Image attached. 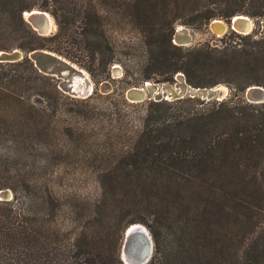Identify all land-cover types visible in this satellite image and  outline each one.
I'll return each mask as SVG.
<instances>
[{
    "label": "trees",
    "instance_id": "1",
    "mask_svg": "<svg viewBox=\"0 0 264 264\" xmlns=\"http://www.w3.org/2000/svg\"><path fill=\"white\" fill-rule=\"evenodd\" d=\"M32 9L49 12L56 31L38 33L23 17ZM238 14L262 19L264 0H0V51L24 53L0 61V190L13 193L0 199V264H124L103 224L128 213L117 232L148 229L145 264H264V101L241 96L264 87V33L171 41L175 27ZM36 49L84 67L96 84L112 81L117 62L121 84L71 98L27 57ZM176 72L194 88L233 92L196 106L125 98L129 86L173 83ZM86 174L100 190L79 215L81 196L61 194L58 182ZM60 204L74 212L64 232Z\"/></svg>",
    "mask_w": 264,
    "mask_h": 264
},
{
    "label": "rangeland",
    "instance_id": "2",
    "mask_svg": "<svg viewBox=\"0 0 264 264\" xmlns=\"http://www.w3.org/2000/svg\"><path fill=\"white\" fill-rule=\"evenodd\" d=\"M47 14L50 15L49 12H47ZM247 17L250 19V22H251V25H250L251 28L248 29L247 33L251 34V36H252L251 38H258L261 34L264 33V17L262 19H253V18H251L249 16H247ZM216 20L221 21L223 24L229 23V21L225 22V21H223L221 19H216ZM52 22H53V25H51L50 27L48 26L46 32L44 33L45 35L51 34V33L56 31L57 26L55 24V21H54L53 17H52ZM210 24H211V20L207 23V25L205 27H203L201 29L192 28V27L186 26V25H180V26H182L183 28L186 29V32L189 35L188 42L186 44H184V45H181V46L189 47V46L195 45L198 42H203L204 40H208L209 42H213V43L217 44L218 43L217 42V38L223 36L224 34H228L229 31H234V30L230 29L228 26H225V28H224L225 31L223 30L222 32L217 34L214 31H212ZM175 28H174V30H175ZM234 32L235 33H240V32H237V31H234ZM240 34H246V33H240ZM229 36H231V35H228V37ZM232 38H234V37L232 36ZM171 39H172V37H171ZM234 39L236 40V38H234ZM15 49H17V48H15ZM12 50H9V51H12ZM2 51H5V50H2ZM9 51H7V52H9ZM58 55H60V54H58ZM61 56H63V55H61ZM63 57L65 59L69 60L70 62H72L73 64H75L77 67L83 69L86 72V74L89 75L91 80L94 82L92 76L90 75V73L84 67H82V66L78 65L77 63L71 61L70 59L66 58L65 56H63ZM180 73L181 72H176L173 75V78H172L173 79V83H165V82L164 83H155V82H152V81H147V82L153 84V86L156 87L155 92L148 93L146 91L144 98L141 101H136V102H142L144 100L156 101V100H160V99H162V100L163 99H165V100H173V99H177V98H183V99L189 98V100L185 101V105L196 106L200 102H202V103L208 102L209 103V102H211L213 100H216V98L218 100H221V99L224 100V99L228 98L230 96V94L233 92V88L231 87V85L226 84V83H217V84H215L213 86H210V87H196L198 89H206V90H208L210 88L214 89L215 93L213 95L209 94V92L202 93L200 91H194V90H190V89H189V91H186V92H184L182 94H178L179 96L176 95V94H171V93L167 92L164 89L165 86L170 88V89L171 88L173 89L174 87L176 88L180 84V80L179 79H180V77H182ZM110 74H111L112 81L111 80L110 81L109 80L100 81V82L107 81L110 84V87H111L110 91H102L100 89V86H99L100 82L98 84H96L94 82L95 89H94V91L91 94H93L96 91L99 92V93H102V94H107V93L111 92L114 87L119 86L121 84V82H119L118 80H120L122 78L121 76L123 74V69H122V67H121V65L119 63L114 62L111 65ZM57 81H58V84H57L58 88L65 95H67V96H69L71 98L84 99V98H81V97H74V96L70 95L68 92L64 91L62 86L59 87V80L57 79ZM184 82H185V80H184ZM144 84H146V83L142 82L138 86H134V87H143ZM164 84H165V86H164ZM187 85H189V84H187ZM189 86L192 87L191 85H189ZM129 87H132V86H129ZM259 87L264 89V87H262V86H259ZM192 88H194V87H192ZM126 90H125V92H126ZM125 92H124V95H125ZM164 92H166V93H164ZM243 92H242L241 96H242L243 100H245L244 97H243ZM87 97H85V98H87ZM98 101H102V100L101 99H97V100H94L93 103H97ZM65 103H69V100H67V101L65 100ZM128 110L131 112V111H134V108L133 107L132 108L129 107ZM58 183L61 185V191H60L61 194H62L63 190H68V191L74 190L77 194H79V196H81V198H82L81 201H80L81 202L80 203L81 206L79 204L80 210L79 211H74L73 210L74 212H76L79 215H80V212L86 211V209H82V207L86 206V204L91 202L96 197V195L99 193V190H100V186H99L97 180L94 177H92V176H90L88 174L61 179V180H59ZM1 191H3V193L0 194V198L1 199L9 200V199L13 198V193H12V191L9 188L1 189ZM60 205L61 206L56 210L57 216H56L55 220L57 221V224L61 228V231L64 232V230L69 225H72L73 221H72L71 218H72V216H74V214H73L74 212L72 213L69 209H67V206H64V204H60ZM126 216L116 217L112 221V223L109 222V224L108 223H104L103 224L104 228L109 226V225H111V229H112V234H111L112 242H111V245L112 246L116 245V247H117V245L119 244V248H118L119 256H120V249H121L123 231L124 230H122L121 234H120V230H119V233L117 232V230H118V228L120 229V224H123L126 220H128V218L133 216V214L132 213H128ZM117 224H119V225H117ZM139 224H141V223H139ZM141 225H143V224H141ZM145 229L147 230L148 234L150 235L148 229L146 227H145ZM118 234L121 235L120 239L117 238ZM150 238H151V235H150ZM151 254H152V251H151ZM151 254H150V256H151Z\"/></svg>",
    "mask_w": 264,
    "mask_h": 264
},
{
    "label": "water",
    "instance_id": "3",
    "mask_svg": "<svg viewBox=\"0 0 264 264\" xmlns=\"http://www.w3.org/2000/svg\"><path fill=\"white\" fill-rule=\"evenodd\" d=\"M30 13L29 17H25L23 13V17L25 20L32 25V27L38 31V33L45 35L48 28V24L46 21V17L43 13H47L46 11L32 9L30 11H25ZM239 17H245L246 20L250 21V19L245 15H233ZM233 16L230 18L229 23L224 24L228 26L230 29L240 32L247 33L248 28H245V25H241L239 22H236V26L233 25ZM175 39V40H174ZM189 35L186 32V29L183 30L182 33L178 32L175 28L172 34V43L176 45H184L188 42ZM24 53L19 49H13L12 51H0V61L2 62H13L21 59ZM27 57L33 61L34 65L38 68V70L44 74L55 77L59 80V87L62 86L64 91L68 92L70 95L74 97L85 98L89 96L95 89V84L91 80L86 72L77 67L75 64L65 59L63 56L56 54L50 50L45 49H36L33 51H29L26 53ZM183 77V74L180 73ZM82 78V86L81 90H74L72 87V80L75 78ZM184 79V77H183ZM100 89L102 91H110L111 87L107 81L100 82ZM190 90L197 91L198 88H192L188 85ZM138 88L141 87H129L125 92V97L130 102L141 101L145 93L143 91H138ZM209 94H214V89H208ZM243 97L247 102L251 103H259L264 101V89L257 85H250L245 88L243 92ZM216 100H218L216 98ZM1 191V190H0ZM3 191L0 192V194ZM1 199V198H0ZM134 223H130L123 231L122 244L120 249V259L124 264H145L150 258V254L152 251V240L150 235L147 232V238L142 233H134L130 229V225ZM143 226V225H142ZM144 227V226H143ZM145 228V227H144ZM147 231V230H146Z\"/></svg>",
    "mask_w": 264,
    "mask_h": 264
},
{
    "label": "bare ground",
    "instance_id": "4",
    "mask_svg": "<svg viewBox=\"0 0 264 264\" xmlns=\"http://www.w3.org/2000/svg\"><path fill=\"white\" fill-rule=\"evenodd\" d=\"M24 14H25V17H29L30 16V13H28V12H25ZM43 14L46 17V21H47L48 26L50 27L51 25H53L52 17L49 14H47V13H43ZM233 20H234L233 21V25L234 26H236V22H239L241 25H245V28L246 29L247 28L248 29L251 28L250 27L251 22L248 21V20H246L245 17L234 16L233 17ZM210 26H211L212 31H214L217 34H219L220 32H222L224 30V28H225V25L221 21H218V20L211 21ZM176 29L178 30V32L182 33L185 28H183L182 26H178ZM179 80H180V84L176 88L174 87L175 89L174 88L173 89L172 88L170 89V88L166 87L165 84H164V86H165L164 89L167 92H169L171 94H176V95L182 94V93H184L186 91H189V87L184 82L183 78L180 77ZM145 83L146 84H144L143 87H141V89L138 88V91L141 90L144 93H146V91L148 93L155 92L156 87L153 86V84H151L149 82H145ZM82 84H83L82 83V78L77 77V78H75V79L72 80V87H73L74 90H81ZM197 91H200L202 93L208 92V90H206V89H197ZM164 93H166V92H164ZM130 226H131L130 227L131 228L130 230L132 232L138 233V234L142 233L143 235H145V237L148 235L146 229L141 224H131Z\"/></svg>",
    "mask_w": 264,
    "mask_h": 264
}]
</instances>
